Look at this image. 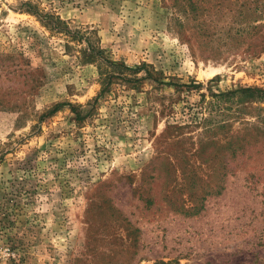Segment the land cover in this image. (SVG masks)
Segmentation results:
<instances>
[{
	"label": "rangeland",
	"instance_id": "obj_1",
	"mask_svg": "<svg viewBox=\"0 0 264 264\" xmlns=\"http://www.w3.org/2000/svg\"><path fill=\"white\" fill-rule=\"evenodd\" d=\"M241 86L264 0H0V264H264V140L204 108Z\"/></svg>",
	"mask_w": 264,
	"mask_h": 264
},
{
	"label": "trees",
	"instance_id": "obj_2",
	"mask_svg": "<svg viewBox=\"0 0 264 264\" xmlns=\"http://www.w3.org/2000/svg\"><path fill=\"white\" fill-rule=\"evenodd\" d=\"M25 5L28 6V12L39 15V12L35 9V5H32L30 1L25 2ZM40 19L41 22H44L45 25H56L59 30L58 31H68L67 25L64 20H62L58 15L45 13ZM103 50L98 46L93 45L91 42H88L86 54L84 57L87 59L96 57L97 55H102ZM108 64L111 66L112 70L109 71V77H126L123 70H133L137 72L140 67L130 68L129 66L125 65L123 62H118L114 60H107ZM119 68V69H114ZM172 85L176 86L177 88L187 87L190 88H198L200 84L190 83V84H178L172 83ZM201 100H204L205 94L201 93ZM264 87H257V86H241L239 88L233 90H226L218 93L211 92L210 93V100L206 101V106L204 108H209V110H216V113L220 115L223 120L232 115H237L238 117H242L240 115L245 114L247 109H251L252 117L254 118L253 122V129L254 134L252 139L255 141L264 140ZM63 104H56L52 109L48 112V114H52L55 111L59 110V108ZM70 109L72 112L76 114V117H79V113L76 108L69 104ZM233 109V111L231 110ZM232 111V112H231ZM231 112V113H230ZM225 117V118H224ZM247 142V141H246Z\"/></svg>",
	"mask_w": 264,
	"mask_h": 264
}]
</instances>
